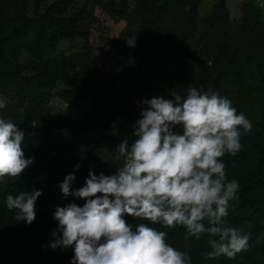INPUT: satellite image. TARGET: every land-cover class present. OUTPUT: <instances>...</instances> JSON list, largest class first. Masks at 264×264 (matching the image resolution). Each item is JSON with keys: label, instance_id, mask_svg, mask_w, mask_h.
Segmentation results:
<instances>
[{"label": "trees", "instance_id": "obj_1", "mask_svg": "<svg viewBox=\"0 0 264 264\" xmlns=\"http://www.w3.org/2000/svg\"><path fill=\"white\" fill-rule=\"evenodd\" d=\"M76 1L0 0V94L9 99L6 107L0 109V116L11 119L25 133V156L35 157L19 179L6 178L0 183V240L8 245L11 264H70L74 255L72 248L53 250L48 247L49 241L54 239L51 232L56 227L53 213L57 207L70 203L83 206L85 201L71 195L65 198L62 193L52 191L62 180V169L84 170L92 161L88 153L65 165L64 155L53 148L56 131L39 122L33 125L32 113L23 107L28 104L27 86L23 82L25 67L20 62L24 51L32 60L41 61L45 53L55 51L61 42H85L95 8L134 26L119 35L125 51V72L114 70L113 80L103 85L94 81L87 66L82 64L75 79L58 92V97L69 104L68 116L76 120L92 116L109 126L131 110V99L148 89L135 73L139 62H156L162 56H171L168 71L176 70L168 78L170 90L180 95L181 91L187 93L189 87H196L220 93L226 69L220 53L228 50L236 54L252 53L264 43V26L254 0L242 2L239 23L230 21L225 0H217L202 20L203 26L198 14L201 0H84L79 8L75 7ZM132 35H135L134 47L126 43L127 37ZM118 82L122 84L125 99L113 95L119 91L114 89ZM256 142L252 167L235 171L240 184L238 203L246 209V215L244 219L236 218L234 226L248 235L256 234L264 223V202L256 192L258 186L264 185V136L259 135ZM33 189L42 190L35 205L36 218L31 225L17 223L14 212L5 208L3 197ZM125 219L133 225L137 222L131 216ZM2 249L0 246V264H5ZM254 252L255 248H247L219 264H242L239 260L252 258Z\"/></svg>", "mask_w": 264, "mask_h": 264}, {"label": "clouds", "instance_id": "obj_2", "mask_svg": "<svg viewBox=\"0 0 264 264\" xmlns=\"http://www.w3.org/2000/svg\"><path fill=\"white\" fill-rule=\"evenodd\" d=\"M126 43L134 47L135 35ZM173 96L142 101L131 141L124 139L115 149L123 164L114 174L97 175L90 168L82 187L73 189L74 172L58 185L65 198L85 201L53 213L56 227L48 247L72 248L70 264H192L163 230L178 226L186 239L207 234L206 258H234L248 248L249 235L227 220L240 184L228 178L222 157L241 150V136L253 124L215 90L189 87L185 96ZM7 102L0 95V109ZM24 140L18 125L0 116V183L19 179L34 162V156H25ZM41 195L39 189L20 190L6 194L3 202L17 223L31 225ZM126 216L137 222L127 223Z\"/></svg>", "mask_w": 264, "mask_h": 264}, {"label": "rangeland", "instance_id": "obj_3", "mask_svg": "<svg viewBox=\"0 0 264 264\" xmlns=\"http://www.w3.org/2000/svg\"><path fill=\"white\" fill-rule=\"evenodd\" d=\"M243 1L225 0L231 22L241 21ZM83 2L84 0H77L75 7H81ZM215 2L217 0H201L198 9L200 26H203L202 20L211 12ZM254 5L259 9L264 26V0H254ZM92 14L93 22L90 24L85 42L81 40L61 42L55 51L45 53L41 61L32 60L25 51L20 57V62L25 67L23 72V82L27 86L25 93H28V104L25 103L23 107L24 109L27 107L32 113L33 125L39 122L45 128L56 131L53 148L59 149L57 152L64 155L65 165L88 153L92 156V161L84 170L74 172L76 180L73 188L77 189L84 185L90 168L97 175L100 172L111 175L123 164V157H120L115 149L124 139L128 138L131 141L133 126L140 118L142 107H145L142 104L143 100L160 96L174 99L173 95L177 94L168 86L170 73H175L176 70L172 68L171 72L168 71L172 57L162 56L156 62L143 61L136 66L135 73L140 76L148 89L141 96L131 99L132 108L124 117H118L109 126H105L92 116L78 120L68 116L67 113L71 112L69 104L58 97V92L65 88L69 81L75 79L81 71L82 64L87 66L94 81L103 85L113 80L114 70L125 72L123 67L125 51L122 49L119 35L127 27L134 26H129L126 20L111 18L106 12L97 8L92 10ZM224 52L225 54L220 53L221 63L226 67L220 94L228 97L237 112H243L253 124L251 132L241 136V150L235 156L222 157L228 178L236 179L235 171L238 168L252 167L256 139L259 135L264 136V43L259 50L252 53L236 54L230 50ZM114 89L119 90L113 92L114 97L125 99L121 82H118ZM180 95L185 96L186 92L181 91ZM2 96L9 100L8 96ZM62 170L60 183L67 174L73 173ZM58 185L52 191L53 194L62 193ZM256 192L264 202V185L258 186ZM233 203L235 207H230L227 217L230 226H234L236 218L244 219L246 215V209L242 205L236 201ZM163 230L169 233L167 238L169 243L192 257V264H219L226 258L204 256V253L210 250L207 234L196 240L192 237L186 239L185 229L180 226ZM248 243L249 249L255 248L253 257L239 261H242V264H264V223L256 234L249 235ZM0 246L3 247L4 263L11 264L8 245L0 240Z\"/></svg>", "mask_w": 264, "mask_h": 264}, {"label": "water", "instance_id": "obj_4", "mask_svg": "<svg viewBox=\"0 0 264 264\" xmlns=\"http://www.w3.org/2000/svg\"><path fill=\"white\" fill-rule=\"evenodd\" d=\"M214 1H216V0H214Z\"/></svg>", "mask_w": 264, "mask_h": 264}]
</instances>
